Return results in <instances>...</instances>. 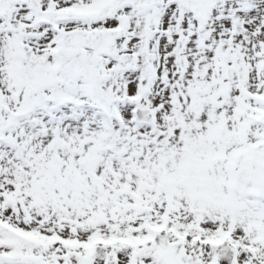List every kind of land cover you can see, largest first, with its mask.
<instances>
[{"label":"snow or ice","instance_id":"snow-or-ice-1","mask_svg":"<svg viewBox=\"0 0 264 264\" xmlns=\"http://www.w3.org/2000/svg\"><path fill=\"white\" fill-rule=\"evenodd\" d=\"M0 264H264V0H0Z\"/></svg>","mask_w":264,"mask_h":264}]
</instances>
